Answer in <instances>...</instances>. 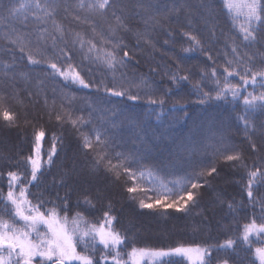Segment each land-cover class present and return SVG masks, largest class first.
<instances>
[{
    "label": "snow or ice",
    "instance_id": "6c2138e0",
    "mask_svg": "<svg viewBox=\"0 0 264 264\" xmlns=\"http://www.w3.org/2000/svg\"><path fill=\"white\" fill-rule=\"evenodd\" d=\"M61 12L63 18L58 20ZM180 13H184L186 25L182 27L187 30L181 33L180 53L173 52L175 68L163 65L171 87L161 91L155 81L125 71L135 56L125 38L131 33L137 47L143 45L155 51L153 34L163 27V20L178 19ZM221 13L231 21L234 29L231 36L221 33L226 49L222 73L216 67L209 72L207 65L198 73L197 66H184L185 59L197 52L215 63L209 45L214 46L219 41L217 25L213 21L218 20ZM0 24H6L2 39L14 46L10 51L18 50L28 65L46 66L44 78L36 80L37 91L28 92L29 102L39 103V97L43 96V107L47 109L49 120L54 116L58 124H70L78 133L80 150L90 156L91 173L103 169L113 182L121 183L129 199L137 201L139 198V209L162 210L164 214L169 209L186 213L197 205L201 190L210 186L211 179H215L221 169L230 168L242 170L238 183L247 200L237 202L233 198L227 201V210L246 214L251 210L242 226L233 218L237 228H229L239 232L236 238L203 246L132 247L125 258L123 248L127 246L128 237L117 229L118 220L112 214L111 203L103 204L107 199L105 191L97 188L93 193L87 174L67 184L73 174L79 176L75 164L61 174L60 180L54 179L51 188L45 187L43 192L35 195L30 191L31 187H40L42 177L53 167L63 168V164L57 166L55 159L62 137L53 133L51 146L45 152V129L36 127L25 113L23 126L33 127L31 153L20 155L18 160L0 153V161L22 169L7 171V192H0V264H212L213 252L234 253L237 257L232 260L225 255L218 259V264H237V261L244 264L246 257H240L237 252L241 242L245 251L251 250L258 264H264V155H261L264 153V119H261L264 117V0H202L195 6L182 0L171 7H161L153 0H19L18 6L16 0H0ZM73 24L77 27H72ZM194 24H202L207 36L194 31ZM167 35L171 38L173 33L168 31ZM171 43L174 45L175 41ZM164 44L169 45L170 39H165ZM15 65L14 55L11 63L0 62L4 77L13 82L18 78L30 82L29 74L17 73ZM181 71L185 74L181 75ZM196 75L199 76L193 83L196 103L240 101L242 112L235 119L243 127L251 154L256 155L253 163L248 164L243 151L221 123L210 136L180 149L170 164L182 169V174L169 172L168 175L175 178L166 180L160 166L149 164L141 151L144 138L140 135V121L128 122L132 128L140 130L134 146L117 150L116 130L122 128L123 121L117 123L116 117L122 113L117 106H107L108 98L128 101L146 98L149 106L159 107V112L152 109L148 113H155L157 119L171 98V109L187 116L184 110L188 100L174 89L192 83ZM233 77H238V81L233 83L230 79ZM56 78L64 87L54 85L51 88L49 103L45 80L56 81ZM209 81L212 87L205 91ZM70 85L94 89L95 98L80 97L82 106L77 108L75 101L78 98L66 91ZM249 86L253 91H248ZM157 92L161 94L157 95ZM10 101L26 109L19 92L0 94V120L6 127H20V113L13 110ZM77 111H86L87 116L76 115ZM176 118L183 119L182 116ZM257 160L260 163H256ZM184 165H187L186 169ZM64 187L69 191L61 196L59 188ZM52 188L57 189L54 198L45 199V192L51 197ZM73 193L77 194V207L87 206L84 212L90 209L103 212L98 223L89 221L81 211L69 217ZM216 198L221 204L225 203L220 195ZM48 204L51 207H45ZM254 241L258 246L253 247Z\"/></svg>",
    "mask_w": 264,
    "mask_h": 264
},
{
    "label": "trees",
    "instance_id": "16d2710c",
    "mask_svg": "<svg viewBox=\"0 0 264 264\" xmlns=\"http://www.w3.org/2000/svg\"><path fill=\"white\" fill-rule=\"evenodd\" d=\"M180 2L182 0H153V3L161 7L164 5L171 7ZM201 2L202 0H188V3L193 6ZM16 3L18 6L19 0H16ZM63 15L61 12L58 14L57 19L61 20ZM64 22L66 24L69 23L68 21ZM213 22L217 25L216 32L219 37V41L214 46L209 45L212 48L211 54L215 63L208 61L199 52L191 54L184 61V66L186 67L197 66V73L206 65L209 72L212 67H216L221 73L223 71L222 65L224 64V52L226 49L224 48L225 38L221 33H226L231 36L234 34V29L232 28L231 21L222 13L219 14V19ZM162 25L163 27L158 28L153 34L157 48L155 51L152 48H145L143 45L137 47L136 38L131 33L127 34L125 38L129 49L135 53L133 61L125 71L130 75L135 72L138 76H146L150 81H155L157 85H160L161 91L171 87L170 81L164 75L165 69L163 65H172L175 68V61L172 58L173 52L180 53L181 41L183 40L181 33L187 30L185 27H182L186 25L184 13H180L178 19L163 20ZM71 26L77 27L74 24ZM140 27L142 28L143 26L141 25ZM193 29L199 35L207 36V32L203 30L202 24H194ZM5 30L6 24H0V62L11 63L14 55L16 58V72L28 73L30 82H26L20 78L13 82L11 79L5 78L3 71H0V94L8 93L12 95L13 92H19L20 98L24 99L26 105L25 109L15 102L10 101L13 110L20 113L21 126L9 128L0 120V153L12 156L13 160H18L20 155L27 156L31 153L33 127L31 125L27 127L23 126L22 122L25 113H27L29 119L33 120L36 127L42 126L45 129L47 133L43 146L45 152L51 146L53 133L58 137H62L61 145L58 149L59 155L55 159L57 166L63 164V168L53 167L49 172H46L45 177H42L43 182L40 187H31L30 191L34 195L43 192L45 187L51 188L53 180H60L61 174L64 171L72 169L75 164L79 176L73 174L71 178L67 179V184H72L73 181H77L81 176L87 174L88 179L91 181V191L93 193L97 188L105 191L107 199L103 201V204L107 206L111 203L112 214L118 220L116 227L128 237L127 246L123 248L125 258H127L126 253L132 247L168 249L180 245H213L222 242L226 238H236L239 236V232L230 230L229 226H231V229L237 228V225L233 223L234 217L242 226L243 223L247 222L248 216L251 215V210L249 209L247 214L244 211L229 213L226 203L233 198L237 202L242 199L244 201L247 200L246 194L242 191L241 184L238 183L242 170L236 171L230 168L221 169L220 174L215 179H211L210 186L201 190L202 195L197 205L186 213L169 209L168 213L164 214L162 210L139 209V198L137 201L129 199L121 183L113 182V178L105 173L103 169L98 173H91L89 165L90 156H85L83 151L80 150L78 133L70 124H58L54 116L49 120L47 109L43 107V96L39 97V103H35V101L29 102L27 98L28 92L35 93L37 91L36 80L44 78L46 66L28 65L26 58L21 59V53L18 50L14 52L10 51L14 49V46L6 43L2 39ZM168 31L173 33L171 38L167 35ZM165 39H170L169 45L164 44ZM171 41H175V44L173 45ZM158 65L161 67H157ZM153 68L157 70L155 72L151 71ZM184 74L181 71V75ZM96 79H100L99 73H97ZM108 79L111 80V77L109 76ZM198 79L199 76L196 75L193 77L192 83H185L182 87L174 89L188 100L184 110L187 112V116H184V112L177 113L171 109V98L163 114L157 119L155 113L151 115H148V113L152 112V109L159 112V107L156 105L149 106L146 98L139 101H128L126 99L121 100L120 98L109 97L108 100L110 103L107 106H117L122 113V115L116 117L117 123L123 121L122 128L116 130L118 139L117 150H127L134 146L137 132L140 130L132 128L128 122L140 121L142 128L140 135L144 138L141 151L144 152L146 161L149 164L154 163L159 165L162 169L161 175L166 180L174 179L175 177L168 175V173L175 172L176 174H182V169L174 168L170 164V161H173L180 149L183 146L191 145L194 141H198L203 137L210 136L212 131L220 128L221 123H223L227 129V134L243 151L245 161L248 164H252L256 154H251L250 147L244 138L243 127L235 119L242 112L240 101L232 103L214 101L203 105L196 103L197 96L193 89V83ZM230 79H232L233 83L238 81V77ZM54 85L57 88L64 87L63 83L59 81V78H56V81L51 79L45 80L49 103H51L52 96L51 88ZM211 87L212 84L209 81L204 90L207 91ZM66 91L70 94H75L78 98L75 101L77 108L82 106L80 97L87 98L91 96L95 98L94 89H82L78 86L70 85L66 88ZM248 91H253L251 86H249ZM189 93L191 94L189 95ZM156 94L160 95L161 92H157ZM229 100H231V97H229ZM59 103V97H57V107ZM75 114L87 116L86 111L83 113L77 111ZM40 116L42 118H39ZM177 116H182L183 119H177ZM261 119H264V117H261ZM261 155H264V153H261ZM256 163H260V161L257 160ZM183 168L186 169L187 165H184ZM10 170L22 169L10 167L4 161H0V192L5 194L7 192L6 173ZM201 182H203V178H201ZM169 186L171 187V185ZM84 187H89V185H84ZM188 187L190 188V185ZM56 190V188H52L51 197L45 192V199L54 198ZM68 191L69 189L67 187L59 188L61 196H64ZM217 195H220L224 199V204H221L217 200ZM80 198L82 200V197ZM71 205L72 207L68 213L69 217L77 211L84 212V208L87 207H77L76 193H73L71 196ZM45 207H51V205L48 204ZM99 207L100 204L97 202V208ZM84 215L89 221L98 223L103 217V212L90 209L89 212H84ZM255 246H258V244L254 241L253 247ZM237 252H239L240 257H246L244 264H248V261H253V264H258L251 255V250L245 251L243 249L242 242L237 245ZM225 255H229V258L232 260H237L234 253L213 252L212 264H218V259L223 258ZM237 264H239V261H237Z\"/></svg>",
    "mask_w": 264,
    "mask_h": 264
}]
</instances>
